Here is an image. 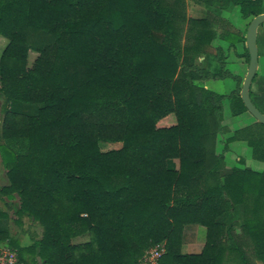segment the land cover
I'll list each match as a JSON object with an SVG mask.
<instances>
[{
  "label": "trees",
  "instance_id": "16d2710c",
  "mask_svg": "<svg viewBox=\"0 0 264 264\" xmlns=\"http://www.w3.org/2000/svg\"><path fill=\"white\" fill-rule=\"evenodd\" d=\"M198 1L217 17L233 7L243 21L264 13L263 0ZM183 4L0 0V243L21 263L137 264L164 242L159 264H264V172H221L231 142L264 162V126L234 131L217 154L226 96L195 82L228 77L238 44L249 62V23L233 32L216 18L187 19ZM216 39L226 48L208 51ZM233 95L239 115V88ZM11 211L41 237L21 247L7 229ZM189 226L205 229L196 255L181 252Z\"/></svg>",
  "mask_w": 264,
  "mask_h": 264
},
{
  "label": "rangeland",
  "instance_id": "374dc122",
  "mask_svg": "<svg viewBox=\"0 0 264 264\" xmlns=\"http://www.w3.org/2000/svg\"><path fill=\"white\" fill-rule=\"evenodd\" d=\"M183 11L187 19H203V18H216L223 21V23H228L227 28L233 32H238V30H244L246 25L249 23L247 20H241L238 9L231 8L228 11H221L220 16L217 17L214 14L210 13L206 9L205 5L198 0H183ZM263 9H264V0H263ZM221 24H217L214 30L216 33H220L222 28ZM225 27V28H226ZM257 50H258V67L255 75L254 82L251 83V101L254 106L263 114L264 113V23L259 26L257 29ZM7 45V41L0 37V55L4 48ZM217 46H223L226 48L227 43L223 41H218L217 39L213 41V44L207 48L208 51L213 52ZM243 54L242 44L236 45L234 50H230L225 59V68L230 74L228 77L222 80H200L196 75L195 82L197 84H202L206 89L217 92L219 94L225 95L226 98L223 101V111H222V121L221 125L226 129L223 132H220L217 136L216 141V153L221 154L225 145V141L232 133L238 129H241L245 126L251 125L256 122L254 117L246 111H243L239 115H234L232 113V97L233 94L239 92L242 86L243 79L246 75L248 63L245 61V58L241 56ZM35 59V54L30 53L28 57V65L30 66ZM207 60H204L203 57L195 60V64L199 67L205 69L208 63ZM197 66V67H198ZM196 67V68H197ZM237 80L240 82L237 84ZM172 120L167 121L168 124H173L175 118L173 115L170 116ZM1 121V113H0ZM121 147L120 143H100V149L102 151L117 150ZM1 162V159H0ZM169 164V167L177 169L178 161L173 160ZM248 169L254 172L262 173L264 172V162L256 160L253 157L252 150L245 142H231L227 145V150L224 152V162L222 165V173H228L232 169ZM7 177L5 171L0 163V187L6 185ZM6 206L0 200V209L6 211ZM9 220L7 222V229L9 236L14 239H18L21 247H27L31 244V240L40 238L42 235V228L38 224H31L27 219L21 220V226L14 223L16 217L13 215L12 211L8 212ZM242 214L240 213V218L238 223L241 222ZM263 217H264V208H263ZM228 219L225 216L222 221ZM237 223V224H238ZM203 228V227H200ZM204 229V228H203ZM196 226H189L184 229L183 240L181 251L186 250L187 244H197L196 248L205 241V230L204 234H201V231L198 232ZM87 240L86 237H78L73 240L74 243H83ZM164 243V242H163ZM165 244V243H164ZM204 245V244H203ZM6 247L5 243H0V248Z\"/></svg>",
  "mask_w": 264,
  "mask_h": 264
},
{
  "label": "water",
  "instance_id": "95a60500",
  "mask_svg": "<svg viewBox=\"0 0 264 264\" xmlns=\"http://www.w3.org/2000/svg\"><path fill=\"white\" fill-rule=\"evenodd\" d=\"M264 23V13L254 17L248 24L245 34V44L249 55V62L246 75L243 79L239 92L242 104L249 114H251L257 123L264 126V114H262L252 103L249 95L250 86L256 75L258 67V50H257V29Z\"/></svg>",
  "mask_w": 264,
  "mask_h": 264
},
{
  "label": "built area",
  "instance_id": "2783aa9c",
  "mask_svg": "<svg viewBox=\"0 0 264 264\" xmlns=\"http://www.w3.org/2000/svg\"><path fill=\"white\" fill-rule=\"evenodd\" d=\"M166 253L164 243L150 247L137 264H159L161 257ZM0 264H23L19 261L17 252L7 247L0 248Z\"/></svg>",
  "mask_w": 264,
  "mask_h": 264
},
{
  "label": "crops",
  "instance_id": "0c3cea01",
  "mask_svg": "<svg viewBox=\"0 0 264 264\" xmlns=\"http://www.w3.org/2000/svg\"><path fill=\"white\" fill-rule=\"evenodd\" d=\"M192 227V226H191ZM195 227V226H194ZM196 230L198 231V232H200L201 231V234H204V231L203 230H205V229H203V228H200V226H196ZM195 230V231H196ZM205 237V236H204ZM203 244H204V239H203V243L199 246V248H196L197 247V244H187L186 245V250L183 252V251H181L183 254H194V255H196V254H199L200 252H201V250H202V248H203Z\"/></svg>",
  "mask_w": 264,
  "mask_h": 264
}]
</instances>
